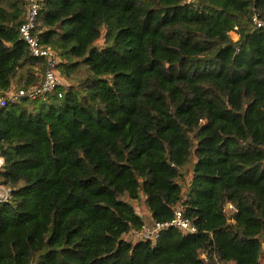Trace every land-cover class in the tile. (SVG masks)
Segmentation results:
<instances>
[{
    "label": "trees",
    "instance_id": "obj_1",
    "mask_svg": "<svg viewBox=\"0 0 264 264\" xmlns=\"http://www.w3.org/2000/svg\"><path fill=\"white\" fill-rule=\"evenodd\" d=\"M29 3L0 0V94L44 79ZM40 4L62 83L0 108V264H264V0ZM138 204L198 231L134 238Z\"/></svg>",
    "mask_w": 264,
    "mask_h": 264
},
{
    "label": "built area",
    "instance_id": "obj_2",
    "mask_svg": "<svg viewBox=\"0 0 264 264\" xmlns=\"http://www.w3.org/2000/svg\"><path fill=\"white\" fill-rule=\"evenodd\" d=\"M41 4L40 0H30L27 18L19 28L21 37L28 44L31 54L35 57L43 58L46 61L44 79L40 84H33L29 87L15 89L0 94V108L8 104L17 103L22 99H37L38 97L51 92L57 85L62 83L57 65L60 62L59 54L50 46H45L41 41L42 30H39L38 15ZM258 27L264 28V21L258 16L254 17ZM62 94H60L61 96ZM4 164V158L0 155V169ZM12 188L0 181V202L10 200L12 197ZM232 206V205H231ZM176 226L184 233H196L198 228L192 221L185 216V210L182 205L175 210V216L171 222L145 224L141 229L134 230L132 235L137 239L156 240L162 227Z\"/></svg>",
    "mask_w": 264,
    "mask_h": 264
},
{
    "label": "rangeland",
    "instance_id": "obj_3",
    "mask_svg": "<svg viewBox=\"0 0 264 264\" xmlns=\"http://www.w3.org/2000/svg\"><path fill=\"white\" fill-rule=\"evenodd\" d=\"M230 36L234 39L237 40L239 38V34L236 30H233L230 32ZM143 204H138V208L141 211V213H144V208L142 207ZM234 210L233 206L229 205L228 206V211L232 212ZM263 262H264V257H263Z\"/></svg>",
    "mask_w": 264,
    "mask_h": 264
},
{
    "label": "crops",
    "instance_id": "obj_4",
    "mask_svg": "<svg viewBox=\"0 0 264 264\" xmlns=\"http://www.w3.org/2000/svg\"><path fill=\"white\" fill-rule=\"evenodd\" d=\"M142 214L146 216V218H147V220H148V222H149L150 225H153L154 224V222H153L150 214L147 211H144V213H142Z\"/></svg>",
    "mask_w": 264,
    "mask_h": 264
}]
</instances>
